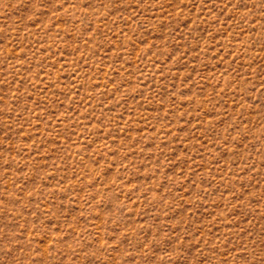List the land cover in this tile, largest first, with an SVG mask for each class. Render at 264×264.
I'll list each match as a JSON object with an SVG mask.
<instances>
[{"label": "rangeland", "instance_id": "rangeland-1", "mask_svg": "<svg viewBox=\"0 0 264 264\" xmlns=\"http://www.w3.org/2000/svg\"><path fill=\"white\" fill-rule=\"evenodd\" d=\"M0 264H264V0H0Z\"/></svg>", "mask_w": 264, "mask_h": 264}]
</instances>
